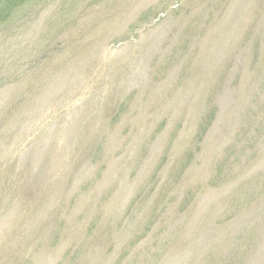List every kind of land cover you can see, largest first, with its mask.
<instances>
[{
  "label": "rangeland",
  "instance_id": "rangeland-1",
  "mask_svg": "<svg viewBox=\"0 0 264 264\" xmlns=\"http://www.w3.org/2000/svg\"><path fill=\"white\" fill-rule=\"evenodd\" d=\"M263 23L264 0H0V264H264Z\"/></svg>",
  "mask_w": 264,
  "mask_h": 264
},
{
  "label": "trees",
  "instance_id": "trees-1",
  "mask_svg": "<svg viewBox=\"0 0 264 264\" xmlns=\"http://www.w3.org/2000/svg\"><path fill=\"white\" fill-rule=\"evenodd\" d=\"M26 0H22V3L25 2ZM257 6H261V0H251V9L255 8ZM262 14V12H261ZM256 36V40H251L253 44H256L255 46V52H253L250 49L249 46V50H251V52L253 53L252 55V59L255 58L257 64L255 63H251V67L250 70H253L254 66L256 65V74L253 79V84L251 86V88H258V92H264V47L262 46L264 44V23L262 24V26L256 30H253V34ZM247 41H249L248 37H247ZM250 41V42H251ZM250 42L248 44H250ZM249 93L247 94V103H258V101L260 100V97H254V90L250 89L248 90ZM252 107V106H251ZM241 119V118H240ZM238 120V119H236ZM259 176L263 177L264 176V170L260 171Z\"/></svg>",
  "mask_w": 264,
  "mask_h": 264
}]
</instances>
